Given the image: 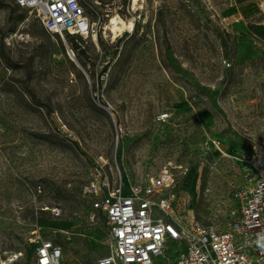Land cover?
<instances>
[{
    "label": "rangeland",
    "instance_id": "1",
    "mask_svg": "<svg viewBox=\"0 0 264 264\" xmlns=\"http://www.w3.org/2000/svg\"><path fill=\"white\" fill-rule=\"evenodd\" d=\"M80 1L99 32L84 47L0 0V249L34 264L37 231L66 264L106 256V219L82 196L100 162L145 185L168 169L174 216L235 232L264 264L237 213L264 155L263 0ZM116 16L133 29L107 32ZM182 249L166 242L155 264Z\"/></svg>",
    "mask_w": 264,
    "mask_h": 264
},
{
    "label": "built area",
    "instance_id": "2",
    "mask_svg": "<svg viewBox=\"0 0 264 264\" xmlns=\"http://www.w3.org/2000/svg\"><path fill=\"white\" fill-rule=\"evenodd\" d=\"M12 1L52 37L60 36L63 41L65 36L74 38L84 47L98 36L97 23L80 0ZM262 6L264 9V0ZM105 167V163H96L82 189L90 209L104 216L109 230V252L93 264H155L154 258L163 255L168 241L184 246L172 264H252L249 255L238 246L235 232L204 227L192 216L179 219L173 215L174 196L170 191L175 181L168 169L145 185L127 183L121 172L117 179L110 177ZM252 171L258 179L239 194L237 213L240 229L254 250L264 253V155L252 162ZM41 192V186L35 188V194ZM50 213L61 216L58 207L50 209ZM30 243L35 246L34 264L67 263L62 246L42 239L37 231ZM21 257V253L0 249V264H17Z\"/></svg>",
    "mask_w": 264,
    "mask_h": 264
},
{
    "label": "bare ground",
    "instance_id": "3",
    "mask_svg": "<svg viewBox=\"0 0 264 264\" xmlns=\"http://www.w3.org/2000/svg\"><path fill=\"white\" fill-rule=\"evenodd\" d=\"M140 1L141 0H131V6L137 7ZM133 26H134L133 21H125L121 17L116 16V17H113L111 19V21H109L108 24H106V28L105 29L107 30V32H111L112 35H116L118 32H126V31L130 32L133 29ZM94 40L96 41V37L95 36H94ZM246 163H248V162H246ZM129 182L130 181H128L127 183H129ZM127 187L129 188V185ZM126 190L128 191L129 189L126 188ZM49 224L52 225V224H54V222H50ZM59 224H60V222L57 221L56 227L64 228V227H61V225H59Z\"/></svg>",
    "mask_w": 264,
    "mask_h": 264
},
{
    "label": "trees",
    "instance_id": "4",
    "mask_svg": "<svg viewBox=\"0 0 264 264\" xmlns=\"http://www.w3.org/2000/svg\"><path fill=\"white\" fill-rule=\"evenodd\" d=\"M24 17H25V16H24L23 14H19L18 17H17V19H18V20H23ZM71 39H72V38H71ZM77 50H78V52L81 51V49H78V48H77Z\"/></svg>",
    "mask_w": 264,
    "mask_h": 264
}]
</instances>
